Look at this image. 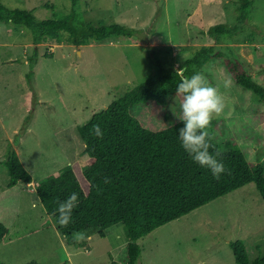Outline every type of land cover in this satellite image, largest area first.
<instances>
[{
    "label": "rangeland",
    "instance_id": "obj_1",
    "mask_svg": "<svg viewBox=\"0 0 264 264\" xmlns=\"http://www.w3.org/2000/svg\"><path fill=\"white\" fill-rule=\"evenodd\" d=\"M1 1L33 11L39 21L75 8L87 22H119L137 32L80 47H37L28 29L0 22V224L9 230L0 241V264H123L128 239L122 223L106 228L103 236L94 225L77 234L82 244L70 245L47 214L36 184L74 161L88 167L78 126L154 73L151 49L183 73L186 60L200 47L229 46L264 85V0H255L243 31L221 43L208 30L219 23L236 24L240 0H78L75 7L73 0ZM202 73L226 102L224 113L215 117L225 120L216 130L217 142L223 150L237 145L249 161L264 166V121L259 117L264 103L235 82L223 59L209 60ZM226 81L230 86L225 87ZM179 105L176 96L169 98L157 123L179 120ZM10 146L31 173V184L10 186L4 165ZM237 240L244 242L250 260L264 256V200L254 183L140 238L138 264H236L230 243Z\"/></svg>",
    "mask_w": 264,
    "mask_h": 264
},
{
    "label": "trees",
    "instance_id": "obj_2",
    "mask_svg": "<svg viewBox=\"0 0 264 264\" xmlns=\"http://www.w3.org/2000/svg\"><path fill=\"white\" fill-rule=\"evenodd\" d=\"M78 0H73L74 7ZM237 23H219L208 30L219 43L230 40L244 29L251 17L255 0H240ZM0 22H8L28 29L32 43L72 44L80 47L93 41H104L114 36H134L136 30L123 23L93 24L79 17L75 8L62 15L37 20L31 10L10 8L0 0ZM34 52L31 63L37 62ZM47 56L52 54L47 53ZM154 73L144 81L134 84L110 105L94 113L77 130L86 145L88 167L74 161L65 170L54 173L36 184V192L47 214L56 220L58 229L70 245L82 244L77 234L90 231L94 225L100 234L112 225L123 224L128 239L127 258L123 264H138L142 254L139 239L155 229L176 220L212 200L254 183L264 200V166L249 161L237 145L223 150L216 140V130L225 120L214 118L208 130L213 145L209 151L217 157L226 172L217 180L211 171L194 162L183 149L179 130L184 127L177 120L161 126L157 119L165 116L163 105L176 96V86L183 77L202 72L211 59H223L235 82L251 90L264 103V85L257 82L243 62L229 46H202L185 62L181 73L167 64L154 49L150 50ZM33 72L27 77L30 79ZM145 104L135 113L134 108ZM264 121V115H259ZM99 125L103 137L91 131ZM4 165L10 176V186L19 182L31 184L33 177L24 167L15 148L9 147ZM105 177L108 183H103ZM78 194V206L72 213L69 225L58 222L57 201H64L71 193ZM9 233L0 224V241ZM236 264H264V256L250 260L242 240L230 243Z\"/></svg>",
    "mask_w": 264,
    "mask_h": 264
},
{
    "label": "clouds",
    "instance_id": "obj_3",
    "mask_svg": "<svg viewBox=\"0 0 264 264\" xmlns=\"http://www.w3.org/2000/svg\"><path fill=\"white\" fill-rule=\"evenodd\" d=\"M183 69L181 70V72ZM230 82H225V87ZM176 98L180 101V115L177 118L183 122L184 127L179 130V139L185 152L201 167L209 169L217 180L226 172L224 164L217 159L221 155L216 151L213 155L209 149L212 137L209 129L215 117L221 116L226 108L223 94L218 87L212 86L202 72L194 73L191 77H183L176 86ZM175 114V113H174ZM91 131L95 136L102 138L100 126L93 125ZM105 177L103 183H108ZM59 213L58 222L67 226L72 221L74 208L78 206V194L71 193L64 201H57Z\"/></svg>",
    "mask_w": 264,
    "mask_h": 264
}]
</instances>
